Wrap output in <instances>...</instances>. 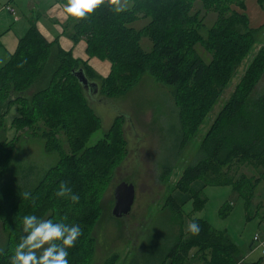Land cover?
<instances>
[{
  "label": "trees",
  "instance_id": "16d2710c",
  "mask_svg": "<svg viewBox=\"0 0 264 264\" xmlns=\"http://www.w3.org/2000/svg\"><path fill=\"white\" fill-rule=\"evenodd\" d=\"M56 1L62 5L65 3V0ZM194 1L196 0H131V8L117 11L113 0H105L93 13L83 19L73 20L69 25L73 44L83 40L87 56L102 55L109 63L111 72L100 86L104 95L110 97L125 92L130 84L137 81L140 74L147 70L152 71L151 67L154 66L163 84L170 87H177L181 83L187 85L193 92L194 103L189 119L186 117L185 106L179 108V123L184 133L181 145L185 141L186 129L191 128L193 132L202 122L205 113L216 103L222 88L224 89L239 65L238 58L250 49L255 43L254 36L260 34L262 30L248 29L242 15L218 2L213 11L217 15V20L207 30L210 39L204 40L205 37L200 35V30L204 27L203 22L198 19L197 13L190 14ZM200 2L205 9L214 8L212 6L215 3L211 6L207 0ZM141 10L145 11L143 18L149 19L141 32L148 35L151 43L149 52L142 50L141 35L131 27L132 22L137 21L135 13ZM194 19L199 20L200 30L193 31L196 40L192 46L184 48V41L190 32L186 23L190 26V20L194 22ZM28 23L29 27L25 35L19 39L15 53L5 66L0 67V136L3 132L1 127L4 118L10 108L15 107L16 117L13 120L15 130H29L33 135L40 133V137L47 138V151L54 150L59 153L61 150L56 142L54 129L60 128L71 137L74 135L79 138L89 134L99 125L92 110L77 97L76 90L81 89L83 92L84 90L74 78L73 72L82 70L88 81L94 80L96 75L85 63L84 65L78 63L70 52L61 50L57 42H48L38 31L35 19ZM194 26L192 23L191 27ZM238 26L244 30L243 34H240ZM224 39L229 41L221 51L216 52L218 54L216 55L212 46ZM197 43H200L208 53L212 52V59L208 63H204L197 55L194 49ZM263 51L264 43L260 53ZM219 58L224 60L222 67L226 64L224 78L218 79L217 75L213 74L211 79L203 83L206 70L212 64L215 65L210 68L214 69ZM257 64L255 61V64L247 68L239 86L232 92L203 137L193 161L186 167L182 178L187 182L184 188L188 193L191 191L190 185L205 175L218 182L216 186L220 184L230 186L233 193L243 200L248 216L257 215L251 213L250 200L257 183H264V92L255 96L253 92L263 74L264 61L259 70ZM39 84H43V87L29 96V91ZM46 128L49 130L46 131ZM50 143L53 145L50 146ZM123 145L121 128L114 124L105 141L87 148L78 159L68 157L69 159L61 160L62 166L58 165L51 169L44 179L48 180L45 182L47 188L44 183V188L40 186L35 190L39 192L42 189V192L28 193L29 198L24 199V194L19 196L15 186L0 185V225L6 235L7 244L24 215L34 214L43 219H52L53 222L78 224L81 232L90 222L93 223L91 199L80 200V203L72 207L74 202L68 195L58 197L56 192L61 182H64L72 193L78 195L83 188V173L108 170L114 160L124 152ZM10 156L11 150L6 139L0 137V180ZM235 165H245L253 174L249 173L246 176L245 173H241L238 180L226 181L229 171ZM204 201L201 192L195 197L191 196V202L196 208ZM58 202L62 204L61 208H57ZM167 207L174 209L176 204L168 200ZM57 210L59 217L53 216ZM176 213L182 229L183 216L181 211ZM192 220H196L200 225L198 235L193 236L187 232L183 234L180 230L178 239L170 244L166 253L159 260L147 264L166 262L184 264L190 248L195 249L191 257H199L204 264H240L242 257L239 248L232 244L224 233L213 229L202 219ZM80 243L81 235L73 247L67 249L69 264H87L91 258L92 247L89 242L83 248L80 257L74 261ZM7 244L0 252V264H8ZM116 257H112L105 264H115Z\"/></svg>",
  "mask_w": 264,
  "mask_h": 264
},
{
  "label": "rangeland",
  "instance_id": "374dc122",
  "mask_svg": "<svg viewBox=\"0 0 264 264\" xmlns=\"http://www.w3.org/2000/svg\"><path fill=\"white\" fill-rule=\"evenodd\" d=\"M207 1L211 6L215 3L212 6L214 8L211 10L203 8L200 0L192 3L190 14L197 13L198 19L203 22L204 27L200 30L201 25L196 19L194 22L190 20V26L186 23L190 32L184 41V48H190L196 40L193 31L200 30V35L205 37L204 40L210 39L207 30L217 20V15L213 11L218 2L222 6L233 8L240 5L243 0ZM7 2L8 0H0V43L4 46H0V59L6 56L5 48L8 49L17 36L24 35L34 8L49 6L48 0L27 2L14 0L13 7H11L18 18V22L14 23L10 13L6 9L1 10ZM187 2L189 3V1ZM185 5L188 7L187 4ZM249 6L247 5V9ZM131 7V0H115L114 2L115 9ZM144 13V10L135 13L137 21L132 22L131 27L141 35L142 50L149 52L151 43L148 35L141 33L149 22V19L143 18ZM45 15L46 12L41 16L40 23L49 26ZM192 23L195 25L193 28L191 27ZM238 30L240 34L244 33L240 26H238ZM254 40L255 43L250 49L238 58L239 65L224 89L222 88V93L216 103L205 113L202 122L193 132L191 128L186 129L185 141L182 145L180 143L184 133L179 123V108L185 106L186 117L189 119V113L194 103L193 92L187 85L184 86L181 83L177 87H170L163 84L154 66L151 67L152 71L147 70L140 74L137 81L130 84L125 92L108 97L102 93L100 86L110 74L111 67H108L102 55L94 54L91 57L87 56L84 61L78 60V63L82 65L85 63L92 73H94L91 69L92 66H89L92 63L102 67V70H98L100 75L94 73L96 74L94 80H90L99 87V92L90 93L83 92L81 89L76 90L78 99L88 105L93 115L98 119L99 125L89 134L79 138L74 135L71 137L68 132L61 131L60 128L54 129L56 142H58L61 151L59 153L54 150L48 152V148L46 149L47 138L40 137V133L33 135L29 130H15L13 120L16 117V112L15 107H11L1 127L3 132L0 137L6 139L11 156L5 166L0 185L15 186L19 196L24 193H34L40 186L44 188L43 184L48 181H44L46 174L58 165L62 166L61 160L69 159L68 157L71 156L78 159V156L87 148L100 141H105L110 128L117 124L121 128L124 152L114 160L106 171H85L82 178L83 188L78 194L79 199L72 203V207H75L81 202L80 200L90 201L91 199L90 203L93 207L91 216L93 223L90 222L91 224L89 223L82 230L80 247L74 261L80 257L83 248L91 242L92 256L87 264H105L116 256L115 264L152 263L166 253L172 242H176L180 230L181 233L186 234V225L191 219H202L213 229L223 232L233 244L239 247L244 261L250 256H258L259 249H254L252 252L248 245L256 229L258 227L264 229V221H262L264 220V183H257L250 200L251 213L257 214L256 217L259 219L247 220L243 200L233 193L230 186L221 184L216 186L218 182L205 175L190 185L191 191L188 190V193L184 188L187 186V182L185 179L182 180L184 171L193 161L203 137L231 97L232 92L239 86L247 68L257 61L256 67L258 70L260 69V65L264 61V51L262 54L260 53L262 43H264V34L255 35ZM228 41V39H224L215 42L212 46L213 52L218 55L216 52L221 51ZM194 49L204 63H208L212 59V52L208 53L200 43L195 44ZM214 65L212 64L210 67ZM221 65H224V60L219 58L218 65L214 69L209 67L206 70L203 83L211 79L213 74L217 75L218 79L224 78L226 64L225 67ZM221 70H223L222 73H220ZM105 74L106 77H103ZM42 87L43 84L35 86L29 91V96ZM257 89L259 91L264 89V75ZM262 92H255L254 96ZM68 128H70L69 125ZM48 130L46 128V131ZM52 145L53 143H50V146ZM241 173H245L246 176L249 173L253 174L245 165H235L229 171L226 181L237 179ZM122 183L132 186L134 200L130 214L117 220L111 217L113 191L117 185ZM45 188H47V183H45ZM39 192H42V189ZM39 192L36 191L35 194ZM198 192H201L205 200L201 206L196 208L189 200L180 207L186 197L190 198L192 195L195 197ZM177 196L183 199L179 203L173 199ZM168 200H172L176 204L174 209L167 207ZM64 201L67 202V199L64 198ZM61 203L64 202L61 201ZM61 203L58 202L57 208L62 207ZM177 211H181L183 216L182 229L177 219ZM55 215L59 217L58 210L53 216ZM12 234L9 244H7L6 235L0 225V252L6 248L7 244L8 264L15 246L24 235L22 220L18 222ZM194 251L195 249H189L188 259L184 264H204L199 257H191L194 255Z\"/></svg>",
  "mask_w": 264,
  "mask_h": 264
},
{
  "label": "clouds",
  "instance_id": "9594fccd",
  "mask_svg": "<svg viewBox=\"0 0 264 264\" xmlns=\"http://www.w3.org/2000/svg\"><path fill=\"white\" fill-rule=\"evenodd\" d=\"M104 2L105 0H65L63 12L66 18L80 20L93 13ZM66 195L73 202L79 199L78 195L72 193L71 189L61 182L56 196ZM28 198L29 194L24 193V199ZM185 230L195 236L200 232V225L196 220H192L186 225ZM22 231L24 235L15 246L9 264H69L67 249L73 247L81 235L78 224L53 222L52 219H43L34 214L23 216Z\"/></svg>",
  "mask_w": 264,
  "mask_h": 264
},
{
  "label": "crops",
  "instance_id": "0c3cea01",
  "mask_svg": "<svg viewBox=\"0 0 264 264\" xmlns=\"http://www.w3.org/2000/svg\"><path fill=\"white\" fill-rule=\"evenodd\" d=\"M24 1L27 2V1H30V0H24ZM248 3L250 4V6H249ZM13 4H14V0H8V2L4 5L5 7L3 6L1 8V10H5V9L7 10V7L12 8L13 7ZM48 4H49V6H47V7L36 6L34 8L33 12L31 13L30 20L31 19H35L36 20V23L35 24H36V27H37L38 31L40 32V34L48 42H54V41L57 42L59 48L61 50L65 51V52H70L71 56L75 60H82V61L86 60L87 59V55L85 53V48H86L85 42L83 40H80V41H78V43L73 44L72 43V40L70 38L71 27H69V25L72 24V21L74 19H72V18H66L65 14L63 12V5L60 4L59 2H57L56 0H48ZM247 5L249 6V9H247ZM231 10L234 11V12H236L239 15H242L245 18V20H246V27L248 29H250V30H257L259 28H262L260 34H264V0H243L240 5H238L236 7L234 6L233 8L231 7ZM44 12H46V15L45 16L47 18V22L49 21L48 22L49 26H47L46 24L45 25H42L40 23L41 16H43V13ZM10 15L13 18L12 19L13 22L14 23H17L18 22V18L15 16L14 12H13V14L10 13ZM28 27H29V23H28V25L26 27V31H27ZM26 31H25V33H26ZM25 33H24V35H25ZM21 34H23V33H21ZM23 36H21V37H18L17 36L14 39V42L12 43V45H10V47L8 49L5 48V50H6V54L5 55L6 56L4 58H1L0 59V67L5 66L9 62L11 56L16 51V48H17L19 39H21ZM0 44H1L0 46L4 47L2 45V43H0ZM105 62L108 65V67H110L109 63L107 61H105ZM88 63L91 64V62H89V61H88ZM89 66L90 67L92 66L91 69L97 75L99 74L98 73V70H102V67L100 65H97L96 64V66H95L94 63H92ZM106 74L103 77H106ZM263 75H264V71H263L262 76L260 77V79L258 80V82L256 83V85L254 87V90H253L254 93L255 92L258 93V92H262V91L264 92V89H260V91L257 89L260 81H262V79H263ZM256 90H258V91H256ZM173 199L176 202H178V203L183 200L180 196L174 197ZM185 199L186 200H184L181 203L180 207L185 202L191 200V197L189 198V196H188ZM244 209H245V207H244ZM246 215H247V212H246V209H245V216ZM253 218L254 219H259L256 216H248V215L246 216V219L247 220H250V219H253ZM260 220H262V219H260ZM262 221H264V220H262ZM256 233H259V234L264 235V229H261V227H258L256 229V231L254 232V235ZM235 246L238 247L237 245H235ZM248 247H249V250L252 251V252L254 251V249L255 250H258L257 248H255L256 246L253 243L252 239L250 240V243H249ZM257 252L259 253L258 256H256V257H251L250 256L245 261L243 260V256H242V254L240 252V255L242 257V261L240 262V264H264V259H263L262 253L260 252V250H258Z\"/></svg>",
  "mask_w": 264,
  "mask_h": 264
},
{
  "label": "water",
  "instance_id": "95a60500",
  "mask_svg": "<svg viewBox=\"0 0 264 264\" xmlns=\"http://www.w3.org/2000/svg\"><path fill=\"white\" fill-rule=\"evenodd\" d=\"M74 78L80 84L84 91L90 93L98 92V86L94 82L86 79L82 70L73 72ZM134 200V190L132 186L122 183L117 185L113 191V207L111 210V217L114 219H123L128 216Z\"/></svg>",
  "mask_w": 264,
  "mask_h": 264
},
{
  "label": "built area",
  "instance_id": "2783aa9c",
  "mask_svg": "<svg viewBox=\"0 0 264 264\" xmlns=\"http://www.w3.org/2000/svg\"><path fill=\"white\" fill-rule=\"evenodd\" d=\"M7 10L13 14V9L10 7H7ZM253 243L255 244V248L259 249L262 255H264V235H261L259 233H256L252 238Z\"/></svg>",
  "mask_w": 264,
  "mask_h": 264
}]
</instances>
